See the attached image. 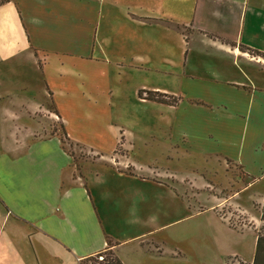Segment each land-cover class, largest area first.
I'll return each mask as SVG.
<instances>
[{"label": "crops", "instance_id": "crops-1", "mask_svg": "<svg viewBox=\"0 0 264 264\" xmlns=\"http://www.w3.org/2000/svg\"><path fill=\"white\" fill-rule=\"evenodd\" d=\"M74 57L108 68L103 100L129 107L118 112L134 124L129 138L232 162L245 188L264 181V0H10L0 5V264H86L104 250L123 264H253L257 226L232 224L220 212L230 199L192 210L125 155L110 165L142 173L122 174L113 201L78 171L52 86L55 73H76ZM82 79L96 101L85 85L95 77Z\"/></svg>", "mask_w": 264, "mask_h": 264}, {"label": "rangeland", "instance_id": "rangeland-1", "mask_svg": "<svg viewBox=\"0 0 264 264\" xmlns=\"http://www.w3.org/2000/svg\"><path fill=\"white\" fill-rule=\"evenodd\" d=\"M68 65L76 73L60 76L57 72L52 81V86L56 89L57 110L66 118L64 126L57 123L55 129H60L63 142L75 152L78 171L83 173L91 184L99 181L95 187L112 191L108 200L113 201L116 186L123 185L120 181L125 178V175L122 174L129 171L138 175L142 173L136 164H134L137 166L135 169L121 170V172L112 167V165L121 166L119 163L121 155H125L124 157H129L133 162L138 161L150 166L151 168L145 166L143 169L150 175L155 174L154 177L152 176L154 180L177 186L182 190L188 196L187 205L192 210H196L206 196L219 197V203H223L226 198L230 199L221 205L220 212L226 215L234 225L246 227L254 224L257 226L258 235L264 236V193L262 192L250 202L246 201L249 194L262 191L264 181L245 188V185L250 184V178L245 177L240 168L232 162L218 160L209 155L204 156L189 148L183 156L182 147L170 148L162 138L149 136L129 138L130 132L135 130L134 124L118 115L119 111L127 110L129 107L106 105L107 102L103 100L107 93L108 68L104 65L87 64L79 57H74ZM84 71L89 73L90 77H95L94 84L89 86L90 82L87 81L85 85L91 88L92 97H96V101H89L91 98H88L87 91L83 94L81 84L84 83L82 79ZM123 130L124 137L121 141H117V134ZM123 140L126 143L124 147L119 144ZM128 143H131L130 147H126ZM101 154L112 158L100 163L103 159ZM204 178L209 181V184L204 182ZM91 184L88 186L94 187ZM234 195L240 198L239 203L232 201ZM115 198H120V194H117ZM240 202L249 210L244 209ZM155 207H161V204L156 201ZM113 209L114 207L108 204L105 211L112 214ZM185 222L189 225L193 220L187 218L178 225ZM112 228L115 227L112 225ZM192 262L195 260L190 264H194ZM86 264L93 263L86 261ZM94 264L104 263L95 262Z\"/></svg>", "mask_w": 264, "mask_h": 264}, {"label": "trees", "instance_id": "trees-1", "mask_svg": "<svg viewBox=\"0 0 264 264\" xmlns=\"http://www.w3.org/2000/svg\"><path fill=\"white\" fill-rule=\"evenodd\" d=\"M10 0H0V5L6 3ZM250 51H253L250 49ZM256 52V51H254ZM139 95L145 97L146 99L157 101L165 104L175 105L178 102V97L172 96L166 93L152 90H140ZM105 254V259L99 261L97 257L93 256L88 261L93 264L96 262L104 264H123L121 260L113 254V252H108L107 250L102 251ZM253 264H264V236L258 235L256 251L254 256Z\"/></svg>", "mask_w": 264, "mask_h": 264}, {"label": "built area", "instance_id": "built-area-1", "mask_svg": "<svg viewBox=\"0 0 264 264\" xmlns=\"http://www.w3.org/2000/svg\"><path fill=\"white\" fill-rule=\"evenodd\" d=\"M95 257H97V259H98L99 261H102V260L105 259V254L101 251V252H98V253L95 255Z\"/></svg>", "mask_w": 264, "mask_h": 264}]
</instances>
